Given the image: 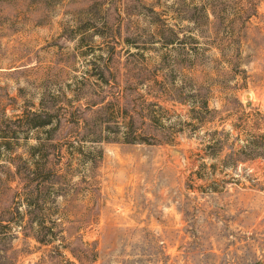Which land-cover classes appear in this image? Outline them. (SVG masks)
<instances>
[{
    "label": "rangeland",
    "instance_id": "rangeland-1",
    "mask_svg": "<svg viewBox=\"0 0 264 264\" xmlns=\"http://www.w3.org/2000/svg\"><path fill=\"white\" fill-rule=\"evenodd\" d=\"M254 136L264 0H0V264H264Z\"/></svg>",
    "mask_w": 264,
    "mask_h": 264
},
{
    "label": "trees",
    "instance_id": "trees-1",
    "mask_svg": "<svg viewBox=\"0 0 264 264\" xmlns=\"http://www.w3.org/2000/svg\"><path fill=\"white\" fill-rule=\"evenodd\" d=\"M201 105L203 108H205V109L207 108L206 101H202ZM101 109H102V107H101ZM125 111L127 112L126 108H125ZM40 115H48V113L39 114L37 112H31L30 114H28V112H26L23 116V119H22L23 125L25 127L26 126L37 127V126H42L44 124H48L49 120H50L49 118H44V119H41L39 121L37 120V117H39ZM35 119H36V121H34ZM124 126L126 128L125 131L123 132L124 141L130 142V143L136 142L137 140L135 139V137L133 135L134 131H135L134 126H133V120L131 119V121L126 122ZM244 148H247V150H249V152H251V154L248 155L247 157H244V159L245 158H253L256 156H263L264 157V147L261 146L260 142L258 141V139L255 136L252 139H248V142L245 144ZM27 206L28 207H27L25 213L30 215L31 214V210H30L31 207H29V206H31V205H27ZM30 219H31V217L28 220L29 222H30ZM35 239H36V237H35ZM36 240L38 241V239H36ZM246 264H256V263H246ZM257 264H259V263H257Z\"/></svg>",
    "mask_w": 264,
    "mask_h": 264
}]
</instances>
